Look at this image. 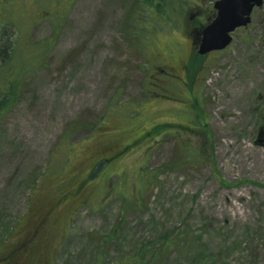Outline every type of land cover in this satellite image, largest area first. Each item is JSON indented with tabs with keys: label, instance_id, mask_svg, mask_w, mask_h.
<instances>
[{
	"label": "rangeland",
	"instance_id": "rangeland-1",
	"mask_svg": "<svg viewBox=\"0 0 264 264\" xmlns=\"http://www.w3.org/2000/svg\"><path fill=\"white\" fill-rule=\"evenodd\" d=\"M59 1L0 0L23 44L54 41L0 120V257L101 157L135 140L69 209L56 204L63 211L42 228L51 264H117L136 244L156 253L153 264H264V5L228 48L194 59L191 31L215 18V0H164L170 20L156 22L151 44L133 32L149 20L141 0ZM129 102L133 117L120 107ZM144 165L160 174L140 196Z\"/></svg>",
	"mask_w": 264,
	"mask_h": 264
},
{
	"label": "trees",
	"instance_id": "trees-1",
	"mask_svg": "<svg viewBox=\"0 0 264 264\" xmlns=\"http://www.w3.org/2000/svg\"><path fill=\"white\" fill-rule=\"evenodd\" d=\"M57 1L60 2L59 0ZM73 1L74 0H68L70 4ZM141 9L142 10L137 11V14H144L146 19L149 16V20L146 22L144 20L139 19L137 29L133 32L140 38V42H146V44H151L154 43L153 35L158 33L159 31L156 27V22L159 19H164V17H166L167 20H170V16L168 15L169 8L165 6L164 0H141ZM12 22L14 23H12V25H9L7 21H2L0 19V26L3 28V30L0 31V120L7 112L11 111L15 107V104L19 102V99L23 94L25 88L26 78L32 75L36 71V69H38L42 65V62L45 60L46 54L49 52V50L52 48V45L54 44L53 39L50 38H46L43 41H38L34 45L30 43L23 44V36L21 34L15 35L13 32L11 33L12 28L15 29L16 27L15 20H12ZM195 54V57H193L194 59H197V57L201 58V55H199L197 52H195ZM191 64V67H193V71L191 70L192 72L189 74V87L191 90H193L194 85L197 82L196 78L199 75L197 74V68L194 69L195 65L197 64L194 63L193 60ZM198 64L200 65L202 63L199 62ZM195 97V108L199 109L201 113H204L203 108H201V105L199 104L198 95H195ZM133 105L134 104L129 102L120 107H128V109L126 110L128 117H133L137 114V111L135 110V107ZM107 118L108 115L103 117L101 120V124H103L107 120ZM165 125V123L161 125H156L153 128L154 130L152 129L150 133H158L159 129L164 128ZM73 127L75 129L77 128L76 125H73ZM92 129L94 130L95 126H93ZM68 133L69 131H66L62 134L63 139L60 142L61 145L63 144L64 146H66L67 144H69L67 140ZM133 141L128 144V148L131 147ZM201 145L202 144L199 143L198 146L201 147ZM71 147L72 146L69 144L68 148L71 149ZM201 151V149L197 150L198 156L204 154ZM103 164L104 162L99 161V163L96 164L97 167L93 169V172L90 174L88 179H91L97 172L98 167ZM142 170L143 171L141 175L138 176V179L141 180V186L139 187V189L137 188L140 196L144 193V188L152 184L157 179V176L160 174L159 168L150 170L147 165H144ZM123 198V206L125 208L126 204L128 203V198L125 196ZM13 232L14 231H11L9 235L13 234ZM115 233L116 230L114 232L112 231L111 234L102 235L101 237L103 239L109 240L112 239V236L115 235ZM27 237V235H24L23 237H21L19 243L16 246H13L12 248L10 247V256L11 254H13V248L18 249L19 247H21V245L24 246L23 248L29 247V250H32L30 246H26V243H28ZM170 242L171 239L169 234L162 237V248H169ZM135 247L136 248L133 252L135 253L134 255H130L127 257L124 256L123 260L117 264H153V262L156 260L155 252H148L147 245L136 244ZM34 249H38V245H36ZM6 256L2 258H6Z\"/></svg>",
	"mask_w": 264,
	"mask_h": 264
},
{
	"label": "water",
	"instance_id": "water-1",
	"mask_svg": "<svg viewBox=\"0 0 264 264\" xmlns=\"http://www.w3.org/2000/svg\"><path fill=\"white\" fill-rule=\"evenodd\" d=\"M264 0H215V18L194 30V43L201 55L222 50L233 42V33L240 27L249 26L255 7H261ZM264 141V128L258 134Z\"/></svg>",
	"mask_w": 264,
	"mask_h": 264
},
{
	"label": "flooded vegetation",
	"instance_id": "flooded-vegetation-1",
	"mask_svg": "<svg viewBox=\"0 0 264 264\" xmlns=\"http://www.w3.org/2000/svg\"><path fill=\"white\" fill-rule=\"evenodd\" d=\"M211 19V17H208V21ZM194 30V29H193ZM193 30L191 31L192 35H193ZM194 36V35H193ZM192 45L194 47V42L192 40ZM194 49V48H193ZM196 50H194L195 52ZM211 53V52H210ZM209 54V53H208ZM188 61L185 62L184 64V70H183V76H180V79H183L185 76V72L187 71V63ZM186 66V68H185ZM162 71H164L165 76H168L169 78H173L174 76H178L175 73H172L171 70H167L165 68H162ZM187 76V75H186ZM179 77V76H178ZM163 124V122L161 123ZM190 124V123H189ZM191 125V124H190ZM183 130L187 131H194L196 129L193 128H189V127H185V126H180ZM147 133V132H145ZM150 133V132H148ZM128 149V145H122V146H118V150L116 152V154L112 157H117L120 156L121 153L125 152ZM111 151V149H109ZM106 153V155L109 154V151ZM113 153V152H110ZM109 157V158H112ZM102 160H100L101 162L106 163L107 161H109V158L107 159L105 157V155L103 157H101ZM88 182V176L84 177V178H80L79 177L76 179V181L78 182V185H76L75 187L68 189L70 191H66L65 193L61 192V197L57 199V201L54 203V206H52L51 208L47 209L44 211V214L41 216L42 218L40 220H37L36 222H32V227H34L33 229L30 228V230L27 232V238H28V243H26V246H30L32 248V250H29V247L23 248L24 246L21 245V247H19L18 249H16L13 254H7L8 256H6V258H2L0 257V264H51L53 262V255L51 254L50 250V242L49 240H45L46 236H45V232L42 233V228L46 226L47 223L51 222V220L54 218V215H57L59 217V213L61 212V210L63 211V209L61 207L58 206L57 208V203L61 202L64 203L63 205H65L68 209H69V202L73 201L76 196L78 194H80L79 192L82 190V188H84L85 184ZM90 182V181H89ZM64 201V202H62ZM65 207V208H66ZM40 230H41V234H40ZM36 245H38V249H34L36 247ZM15 255V256H13ZM13 256V258H12ZM11 259V260H9Z\"/></svg>",
	"mask_w": 264,
	"mask_h": 264
},
{
	"label": "bare ground",
	"instance_id": "bare-ground-1",
	"mask_svg": "<svg viewBox=\"0 0 264 264\" xmlns=\"http://www.w3.org/2000/svg\"><path fill=\"white\" fill-rule=\"evenodd\" d=\"M254 154H256V156H257V158H258V156L260 155V152H254Z\"/></svg>",
	"mask_w": 264,
	"mask_h": 264
}]
</instances>
